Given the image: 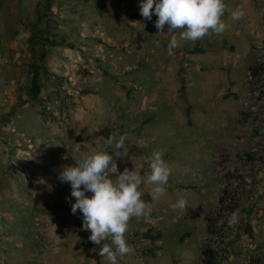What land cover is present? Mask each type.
Listing matches in <instances>:
<instances>
[{"label": "rangeland", "instance_id": "rangeland-1", "mask_svg": "<svg viewBox=\"0 0 264 264\" xmlns=\"http://www.w3.org/2000/svg\"><path fill=\"white\" fill-rule=\"evenodd\" d=\"M140 3L141 0H0V120L15 129L24 108V115L31 117L30 124L37 130L33 122L37 112L44 117L43 128L51 131L58 123L74 148L80 140H87L70 128L71 108L79 104V111L87 110L91 121L97 119L94 122L97 128L90 135L102 143L90 141L91 152L95 148L92 154L107 151L119 164L121 158L114 156L107 139L117 129V138L127 137L129 159L142 162L146 169L144 157L154 150H164L163 159L171 168L165 194L153 200L147 185L141 184L138 190L141 199L149 203L151 214L148 219L129 220L125 238L133 251L118 256L117 264H207L203 249L213 251L212 264H264V124L260 123L258 114L242 109L247 91L243 82L246 70L227 105L231 112L229 120L219 128L211 129L210 121L194 128L189 116L193 119L199 106L189 104L190 114L185 122H176L174 130L165 129V116L171 108V91L167 87L170 77L166 70L147 74V67L155 63V55L151 54L158 46L165 48V38L155 27V14L151 21L142 17ZM255 11L254 25L258 24L260 34L257 38L250 34L248 68L264 85V66L260 69L255 66L261 57L255 45L264 40V0ZM102 29L118 32L113 43L102 38ZM60 39L71 44L72 49L51 44ZM207 41L204 38L198 44L207 47ZM101 49L116 52V67L112 70H105L102 63L107 58L114 59V55L112 52L102 55ZM187 51L181 59L182 73L195 66V70L205 74L215 67L206 53L190 55ZM217 53L214 52L213 60L218 56L226 61L222 51ZM74 54H79L84 63L72 66L70 60ZM96 73L107 80L112 77L107 90L123 93L114 98L103 96L102 107L97 110L94 107L98 105L91 106V100H98L100 95V88L93 80ZM34 76L42 90L35 99L29 95ZM87 76L91 79L88 84ZM200 80L195 75L189 87L193 96L198 95L199 105L204 104V91L210 97L211 86L203 85ZM158 84L165 88L164 94L158 93ZM50 86L53 90H48ZM146 92L155 98H148ZM178 96L182 101L185 99L179 91ZM81 98L88 99L90 106L82 108ZM177 117L175 113L173 118ZM47 137L46 133L40 137L46 145L50 143ZM40 140L33 138L27 152L21 153L17 151L21 145L12 137L8 139L0 134V175H5V180L0 178V182L11 183L9 177L15 180L11 189L16 190L17 196L6 205L0 218L8 223L7 227H0V264H111L99 255L101 246L88 239L91 233L83 229L82 213L77 210L72 214L71 204L75 199L65 195L51 176L60 171L55 164H60L63 156H53L49 144L45 151L47 160L41 163L34 159L39 156ZM13 155L28 171L39 173L40 178L33 181L22 170L12 168L9 162ZM109 178L116 179L111 173ZM53 186L60 193V201L50 204ZM223 188L234 193L239 203L235 210L239 222L230 226L228 216L221 212L217 230L209 232L206 215L219 206ZM181 198L187 202L183 210L175 207ZM147 230H158L162 237L148 240ZM129 231L145 240L129 239Z\"/></svg>", "mask_w": 264, "mask_h": 264}, {"label": "crops", "instance_id": "crops-1", "mask_svg": "<svg viewBox=\"0 0 264 264\" xmlns=\"http://www.w3.org/2000/svg\"><path fill=\"white\" fill-rule=\"evenodd\" d=\"M263 0H224L226 11L224 15L221 17L223 22L226 25L225 31L222 34H215L210 32L208 35H206L204 38L208 43L207 47H210L209 50H207V47H201L198 44L199 39L195 42L192 41H180L179 46L174 49L173 54H169L168 51V45L172 38L179 39L180 32L183 31V29H176V30H169L168 25H165L164 32L161 34L165 38V48L164 47H156L155 53L151 54L152 56L155 55V63L152 64V66L147 67V74L150 73L159 74L161 71H167L169 80L167 81V87L171 91L170 95V110L166 114V120H165V129L174 130L175 123L178 121L185 122L187 114V108L189 107V104H196L199 106L198 112L196 111L193 114V119L191 116H189V119L193 121L194 128L196 126H199L201 123L209 122V126L211 129H217L220 127V124L223 122H226L229 120V114L231 113L228 110L227 106L231 101L233 100L232 97L235 96L236 91L238 90L240 86V79L242 78L243 71L248 68L249 63L251 62L250 58V51H248L249 47V40L251 37V33H253V38L259 36L260 31L258 30V24L257 26L255 24L256 15H257V8L261 5V2ZM237 8H242L245 12V15L240 20H233L231 18V12L234 11ZM103 25V23H101ZM101 25V27H102ZM118 35V32L115 29H111V31H104L102 29L101 36L104 38V40H109L112 43L114 42L115 37ZM129 35V34H128ZM151 39H147V43H150ZM69 45V44H68ZM63 47V45H56ZM66 48L72 49L71 44L69 46H65ZM194 48H200L201 51L197 52L194 51ZM113 50V49H112ZM112 50H106L101 49L102 55L112 52V55H114V59L107 58L102 63L104 64L105 70H112V68L116 67V61L115 56L117 55L116 52H113ZM185 50L190 55L195 54H203L206 53V57L208 58L209 62L213 65H215L214 68H211L209 71H207L205 74L199 73V70H195V66L192 69H189L187 72L182 73L180 67H181V59L183 58V53H185ZM207 50V51H206ZM223 52V54L226 56V61L222 60L221 57H216L214 59V52L218 54L217 52ZM100 52V53H101ZM81 60V61H80ZM215 61L218 63L215 64ZM74 62V64H73ZM80 62V65L84 62L82 61L79 54H74L73 58L70 60V63L72 66H77V63ZM88 63V62H86ZM219 67V68H217ZM224 67V68H222ZM95 72V71H94ZM100 72V71H99ZM98 72V73H99ZM195 75H199L202 80L200 82H203V85L211 84L210 86V97L205 94L206 91H204V104L200 102V105L196 102L198 100V95L193 96V92L190 91L189 87L192 84V78ZM69 76V75H68ZM86 84H88V81L91 79L90 76H87ZM70 78V77H69ZM112 79V77H110ZM109 79V80H110ZM94 85H97L100 88V95L98 97V100H91V106H94V104L98 105V107H94L97 109H100L102 107L100 100L104 96L107 97H116L121 96L123 93L121 92H111L110 90H107V85H112V80H107L106 76H100L97 75L93 78ZM57 85V83H55ZM160 90L159 94L165 93V88L162 89L160 84H158ZM48 90H53V87H49ZM42 91V90H41ZM179 93L185 95V99L182 101L179 96ZM147 93V92H146ZM229 93V96H225V94ZM45 94V93H44ZM43 94V95H44ZM42 95V96H43ZM148 98L153 99V97L149 96V94H146ZM45 96V95H44ZM158 97V96H157ZM192 97V99L190 98ZM155 98V97H154ZM75 100H79V98L75 97ZM73 101V99H72ZM78 102V101H77ZM76 102V103H77ZM82 108L87 107L89 105L88 99L85 98L80 99ZM74 105V104H73ZM90 106V105H89ZM100 107V108H99ZM79 104L71 108V111L73 115L70 117V128L74 132V134H77L78 136H83L84 138H87V140L83 139L80 140L77 143V146L72 148L69 144V140H67L61 130V127L56 123L54 125V128L51 129V131H48V129L43 128L45 125L44 123V117L41 114V116L35 112L34 117V123L36 125L37 130H33V126L30 124L31 117H26L25 109L22 108L21 113V120L17 127L15 129H11L10 127L4 125V123L1 121L0 123V134H4L7 136L8 139L12 137L16 144L21 145L22 147L17 148V151L23 153L27 152V146H30L28 144L33 138H36L37 140L41 139L40 137L47 134V140L48 145L50 144V151L53 156L62 155L63 158H61L63 161H59L60 164H55V166H58L60 169L63 165H73L75 164L74 160L72 159L74 156H78L81 152L91 155L92 152H94V147L91 152L89 149V145L91 142H98L102 143V141L96 139H93L90 135L92 132L95 131L97 128L96 125H94L95 120L92 119L86 112L87 110L79 111ZM191 110V109H190ZM190 112V111H189ZM175 113L178 115L177 118H173L175 116ZM71 114V113H70ZM190 114V113H189ZM95 116L99 117L98 113H95ZM2 118V117H0ZM150 125V122H147V126ZM15 130V131H14ZM164 130V128H163ZM45 131V132H42ZM47 131V132H46ZM134 136V135H133ZM136 136V135H135ZM134 136V137H135ZM42 140V139H41ZM39 141V156L35 160L41 161V163H44V160H47V156L45 155L46 145L42 141ZM91 141V142H90ZM91 143V145H93ZM124 145V152L126 154L125 157L121 158L119 160V164H117L119 172H123V170L127 167L129 170H134L138 173H141L142 175L145 174L146 168L143 166V163L138 161H131L127 154V148L125 149ZM120 151H123L122 149ZM25 152V153H26ZM58 162V161H57ZM118 162V161H117ZM46 167V166H44ZM56 172V171H55ZM1 174V173H0ZM51 174V173H50ZM59 172L51 174V176H54L55 180L57 181L59 187L61 188V191L65 195H71V187L68 183H62L58 179ZM5 176L4 174L0 175V178L2 180H5L3 178ZM11 183H6V181L0 182V218L3 216V210L6 208V205L16 198V190H12L11 184L12 181L11 177H9ZM15 183V182H14ZM21 185V184H20ZM146 190L150 191L153 185L146 184ZM15 188V187H14ZM25 190V189H24ZM90 197L91 193H86ZM8 226V223H3V221L0 220V227L1 229ZM57 256H59L57 254ZM56 256V257H57ZM34 258H36L34 256ZM66 258V257H65ZM81 262V261H80Z\"/></svg>", "mask_w": 264, "mask_h": 264}, {"label": "clouds", "instance_id": "clouds-1", "mask_svg": "<svg viewBox=\"0 0 264 264\" xmlns=\"http://www.w3.org/2000/svg\"><path fill=\"white\" fill-rule=\"evenodd\" d=\"M226 11L224 0H141L140 13L145 20L151 21L156 15L155 27L158 33L164 32L165 25L169 30L183 29L179 39L172 38L168 45L169 54L179 46L180 41L195 42L210 32L222 34L226 25L221 19ZM245 12L237 8L231 12V18L240 20ZM119 130L110 133L108 139L115 157L126 156L124 145L127 139L119 135ZM123 151H120V150ZM163 149L154 150L150 156L144 157L147 169L145 174L129 170L127 167L119 172L113 155L107 151L91 155L81 152L72 159L75 164L63 165L58 179L68 183L71 196L75 202L71 204L72 214L77 210L82 213L83 229L90 231L88 239L100 245L99 255L111 264H117V257L133 251L126 241L125 234L128 222L133 217L148 219L151 214L149 203L144 202L138 190L142 183L153 185L148 193L152 199L165 194V185L171 174V168L163 159ZM115 175V181L109 178ZM86 193H92L89 197ZM187 206L185 199L176 202L175 207L183 210ZM239 222L238 214L228 216V224ZM110 240V243H103ZM95 251V249H93Z\"/></svg>", "mask_w": 264, "mask_h": 264}, {"label": "built area", "instance_id": "built-area-1", "mask_svg": "<svg viewBox=\"0 0 264 264\" xmlns=\"http://www.w3.org/2000/svg\"><path fill=\"white\" fill-rule=\"evenodd\" d=\"M256 52L261 56L257 59L255 66L257 69L264 66V40L260 39L255 45ZM243 82L246 85V97L243 98L241 102L242 109L245 111L252 112L254 115H259L258 119L261 121V124H264V85L262 81L257 80V75L255 72L249 68L245 71V77ZM66 123H68V119H64ZM9 165L17 170H22L26 173L33 181L39 179V173L36 171H28L19 161V158L15 157L14 155L11 156ZM41 184H44L45 181H42ZM53 196L50 199V204L59 203L60 201V193L56 192V187H52ZM55 190V191H54ZM128 238L136 240L138 242H143L145 239L142 236H138L134 233V231H129ZM149 240V239H148ZM142 263V262H141Z\"/></svg>", "mask_w": 264, "mask_h": 264}, {"label": "trees", "instance_id": "trees-1", "mask_svg": "<svg viewBox=\"0 0 264 264\" xmlns=\"http://www.w3.org/2000/svg\"><path fill=\"white\" fill-rule=\"evenodd\" d=\"M52 45H65L69 46V43H66L63 39L57 40V41H51ZM69 44V45H68ZM194 51L200 52V48H194ZM40 58H44V53H41ZM41 85L36 78V76L32 77L31 79V85L29 88V95L32 98H37L38 94L40 93ZM189 113L187 108V114ZM218 204L219 206L212 212H209L206 215V222H207V231L209 232H215L217 230V224L220 217V213L223 212L225 215L229 216L231 213L235 212V210L238 209L239 203L234 195V193H231L227 188H223L221 191V194L218 198ZM145 237L149 240H158L162 237V233L158 230H147L145 232ZM183 237H180V240H182ZM203 256L205 259V262L207 264H212L213 259V251L203 249Z\"/></svg>", "mask_w": 264, "mask_h": 264}]
</instances>
